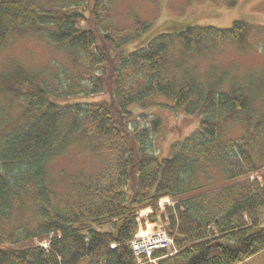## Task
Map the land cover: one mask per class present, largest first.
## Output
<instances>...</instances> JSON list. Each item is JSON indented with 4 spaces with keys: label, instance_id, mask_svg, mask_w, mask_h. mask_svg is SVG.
I'll use <instances>...</instances> for the list:
<instances>
[{
    "label": "trees",
    "instance_id": "obj_1",
    "mask_svg": "<svg viewBox=\"0 0 264 264\" xmlns=\"http://www.w3.org/2000/svg\"><path fill=\"white\" fill-rule=\"evenodd\" d=\"M90 1L0 0V51L12 37L37 33L75 62L52 75L21 68L0 87L22 108L10 125L0 120V264H139L130 242L147 208L178 250H157L156 264H241L262 252L264 175L250 174L264 167V118L243 88L224 91L189 72L165 76L213 42H242L250 25L170 27L152 37L150 22L122 30L112 0ZM175 42L182 54L169 60ZM106 93L109 100H85ZM155 96L201 116L167 157L153 152L162 127L161 116L147 113ZM239 122L242 136L230 137L226 126ZM72 143L98 164L55 184L49 164ZM167 197L173 204L162 211ZM47 240L48 249L36 245Z\"/></svg>",
    "mask_w": 264,
    "mask_h": 264
},
{
    "label": "rangeland",
    "instance_id": "obj_2",
    "mask_svg": "<svg viewBox=\"0 0 264 264\" xmlns=\"http://www.w3.org/2000/svg\"><path fill=\"white\" fill-rule=\"evenodd\" d=\"M111 10L114 22L122 30L135 29V23L138 21L150 22L152 27L148 36L152 37L169 31L170 27L183 29L199 25L229 28L237 20L246 22L250 26L242 42H226L215 47L212 46L215 43L213 42L211 50L187 57L186 64L180 67L171 65L170 70L165 71V76L180 80L189 72L198 83H214L224 91L243 88L258 113L259 121L264 118V0H112ZM89 23L83 21L80 25L86 28L90 26ZM146 41L145 35L138 42L131 43L127 52L141 47ZM181 54L180 43L170 45L169 60L176 59ZM74 65L73 53L51 44L37 33L15 36L0 51V87L4 85V79L8 75L20 72L21 68L33 73L45 72L44 75H52L58 73L61 68L71 71ZM108 94L89 96L85 100H109ZM10 98L4 97L0 90V111L6 113L11 124L21 115L22 108L16 100ZM149 104L147 113L162 117V127L155 137L153 152L162 157L171 156L173 144L183 141L195 132L200 126L201 116L175 110L172 103L164 97L155 96ZM137 111L136 114L143 113L140 108ZM226 131L230 137L240 138L243 123L228 125ZM97 164L98 159L88 147L83 143H72L50 162L49 170L56 184L65 174L91 172ZM212 175L220 177L217 171L212 172ZM263 175L264 167L259 172L250 174V179L256 177L261 181ZM171 201V198L161 199V210L164 211ZM152 211V208H148L141 213L144 221L139 226V234H152L167 226L161 220L160 214L157 221L149 220L147 216ZM41 245L47 246L46 241ZM241 264H264V250Z\"/></svg>",
    "mask_w": 264,
    "mask_h": 264
},
{
    "label": "built area",
    "instance_id": "obj_3",
    "mask_svg": "<svg viewBox=\"0 0 264 264\" xmlns=\"http://www.w3.org/2000/svg\"><path fill=\"white\" fill-rule=\"evenodd\" d=\"M172 243L173 240L168 236L167 232L163 229H160L159 231L152 234H147L146 236H136L135 240L132 242V246L137 258L142 263L145 262V260L149 262H155V260L152 259L154 251L159 246L163 248H169L172 246Z\"/></svg>",
    "mask_w": 264,
    "mask_h": 264
},
{
    "label": "bare ground",
    "instance_id": "obj_4",
    "mask_svg": "<svg viewBox=\"0 0 264 264\" xmlns=\"http://www.w3.org/2000/svg\"><path fill=\"white\" fill-rule=\"evenodd\" d=\"M0 120H3V121H5L6 120V123L7 124H10V120H7L8 118H7V115H6V113H4L3 111H0ZM144 233V232H143ZM142 233V234H143ZM137 234H139L138 232H137ZM142 234H139L138 236L139 237H142V236H146L147 234H145V235H142ZM137 236V237H138ZM134 238H136V235H135V237ZM158 241H160V240H158ZM157 241V242H158ZM47 242L49 243V240H47ZM158 244H160V243H158ZM37 246H41V247H43V248H45V249H48V247H46V246H43V245H40V244H36ZM157 249H165V248H163V247H161V246H159ZM147 263H149V262H142V263H140V264H147ZM151 263V262H150ZM152 264V263H151Z\"/></svg>",
    "mask_w": 264,
    "mask_h": 264
}]
</instances>
